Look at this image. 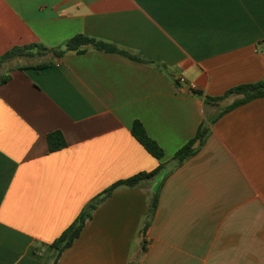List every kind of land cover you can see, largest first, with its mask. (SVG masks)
I'll return each instance as SVG.
<instances>
[{
	"label": "crops",
	"instance_id": "1",
	"mask_svg": "<svg viewBox=\"0 0 264 264\" xmlns=\"http://www.w3.org/2000/svg\"><path fill=\"white\" fill-rule=\"evenodd\" d=\"M77 35L143 60L89 48L9 71L0 85V264H54V242L94 197L161 164L157 177L101 204L57 264H264V98L221 117L168 174L200 125L233 101L206 107V96L264 81V0H0V56ZM136 121L161 160L133 135ZM53 132L66 147L52 152Z\"/></svg>",
	"mask_w": 264,
	"mask_h": 264
},
{
	"label": "trees",
	"instance_id": "2",
	"mask_svg": "<svg viewBox=\"0 0 264 264\" xmlns=\"http://www.w3.org/2000/svg\"><path fill=\"white\" fill-rule=\"evenodd\" d=\"M89 48H97L104 51L109 52H119L125 54L135 60L142 61L139 56L132 55L128 52L119 50L116 46L98 41L96 39H92L83 35H77L70 40H68L65 44L58 48H50L42 43H34L24 46H16L9 50L4 55L0 56V70L4 68L6 65L15 62L18 59H31L35 60L40 57H44L50 55L51 58L47 61L39 62L37 64H30L32 67L37 69H43L49 67L53 64L54 59H60L64 55L73 52H85ZM153 63V62H152ZM29 65V66H30ZM157 66L163 68L162 64L156 63ZM22 64H17L8 69L7 75H3L0 77V85L7 83L10 80V75L8 74L13 68H23ZM179 85L178 80L176 81ZM264 98V81L257 83H246L238 85L234 88L228 90L224 95L218 97H210L206 96L205 105L207 106H220L222 103L228 101L229 99H233V101L219 109L217 115L207 118L204 121L194 138H192L183 148H181L176 155L174 156V168L168 172L171 173L173 170L177 169L181 165H183L186 161L193 158L200 149L206 144L210 133L212 132V126L224 115L233 111L234 109L245 105L251 101ZM133 135L138 139V141L148 150L150 154H152L158 160H161L164 157L163 149L152 140L148 134L142 123L136 121L133 125L132 129ZM48 142L50 151H57L64 147H66V141L61 132H53L48 136ZM166 169V164H161L157 169L151 172H141L136 174L128 179L120 180L110 186L108 189L103 191L94 197L81 212L79 217L74 221V223L60 236L56 242H54V247L59 249V256L54 264H57L61 254L67 248L72 246L74 241L80 237L82 230L84 229L88 220L92 219L94 212L98 209V207L103 204L116 190L126 187V188H136L139 187L142 183L150 181L161 174ZM167 174V175H168ZM159 193L160 189H157L152 195L151 201L148 205L146 217L144 220V226L140 230V236H143V248L142 254L147 251V240L145 238L148 235V231L154 219L155 213L157 211L158 202H159ZM128 264H139V260L135 259L130 261Z\"/></svg>",
	"mask_w": 264,
	"mask_h": 264
},
{
	"label": "rangeland",
	"instance_id": "3",
	"mask_svg": "<svg viewBox=\"0 0 264 264\" xmlns=\"http://www.w3.org/2000/svg\"><path fill=\"white\" fill-rule=\"evenodd\" d=\"M50 58H51V56L50 55H47V56L40 57V58L35 59V60H31V59H18L15 62H13L11 64H8L4 68H2L0 70V77L3 76V75H7L8 69L11 68V67H13V66H15V65H17V64H22V65L37 64L39 62L47 61Z\"/></svg>",
	"mask_w": 264,
	"mask_h": 264
},
{
	"label": "built area",
	"instance_id": "4",
	"mask_svg": "<svg viewBox=\"0 0 264 264\" xmlns=\"http://www.w3.org/2000/svg\"><path fill=\"white\" fill-rule=\"evenodd\" d=\"M178 82H179V85H183V86H188L189 85L188 88H189L190 91H196L197 90L196 85L194 83L187 84V80L184 77L178 78Z\"/></svg>",
	"mask_w": 264,
	"mask_h": 264
}]
</instances>
